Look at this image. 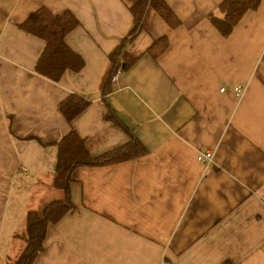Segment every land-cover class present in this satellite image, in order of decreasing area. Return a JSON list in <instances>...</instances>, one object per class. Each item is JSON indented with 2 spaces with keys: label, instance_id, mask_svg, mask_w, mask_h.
Here are the masks:
<instances>
[{
  "label": "crops",
  "instance_id": "obj_1",
  "mask_svg": "<svg viewBox=\"0 0 264 264\" xmlns=\"http://www.w3.org/2000/svg\"><path fill=\"white\" fill-rule=\"evenodd\" d=\"M138 1L0 0V264L22 250L27 212L63 200L52 181L57 144L72 131L92 158L130 134L145 152L76 168L75 210L47 227L33 264H264V0L228 37L209 21L225 0H164L179 25L147 12L103 96ZM41 8L79 22L65 43L84 66L56 83L34 71L45 42L19 28ZM73 95L89 104L68 122L59 107Z\"/></svg>",
  "mask_w": 264,
  "mask_h": 264
},
{
  "label": "trees",
  "instance_id": "obj_2",
  "mask_svg": "<svg viewBox=\"0 0 264 264\" xmlns=\"http://www.w3.org/2000/svg\"><path fill=\"white\" fill-rule=\"evenodd\" d=\"M260 1L225 0L219 7L222 17L211 16L209 21L221 36L228 37L247 12L255 11L258 8ZM149 11L155 12L171 28L179 25L178 20L164 0H139L133 5L130 8V13L133 17L134 26L128 39L109 56L111 68L103 81L101 90L103 96L109 92L112 75L118 68H121L120 61H123L124 68L128 66L124 62L123 48L126 43L135 39L145 29V17ZM78 25L79 22L70 12L54 16L45 8H41L30 14L26 21L19 26L23 32L45 42V48L34 68L37 75L56 83L66 72L77 73L83 68L84 61L82 58L71 51L65 43L67 34ZM167 45L168 42L165 38L156 42L153 46L156 49L154 55L163 52ZM88 104L83 98L73 95L60 104L59 111L70 122ZM105 120L118 124L117 117L111 109L107 110ZM57 148L58 157L52 185L55 189L63 191L64 198L45 204L40 210L27 212L25 230L21 235L16 236L23 243V248L14 259H9L6 264H33L37 256L43 252L47 227L58 223L68 213L75 210V206L70 200L69 185L72 180V173L76 168L114 165L136 158L145 152L144 147L130 134L129 144L98 158H92L84 141L74 131L62 139L57 144Z\"/></svg>",
  "mask_w": 264,
  "mask_h": 264
},
{
  "label": "built area",
  "instance_id": "obj_3",
  "mask_svg": "<svg viewBox=\"0 0 264 264\" xmlns=\"http://www.w3.org/2000/svg\"><path fill=\"white\" fill-rule=\"evenodd\" d=\"M121 74V69L118 68L115 72V74L112 75L111 77V82L115 83L119 77V75ZM226 90L224 88L220 89V93H224ZM231 92L238 98L242 97L244 89L239 86V87H233L231 89ZM197 161L203 165V166H208L210 163H212L213 161V153L211 151H204V152H200L197 156Z\"/></svg>",
  "mask_w": 264,
  "mask_h": 264
},
{
  "label": "water",
  "instance_id": "obj_4",
  "mask_svg": "<svg viewBox=\"0 0 264 264\" xmlns=\"http://www.w3.org/2000/svg\"><path fill=\"white\" fill-rule=\"evenodd\" d=\"M123 67V66H122Z\"/></svg>",
  "mask_w": 264,
  "mask_h": 264
}]
</instances>
